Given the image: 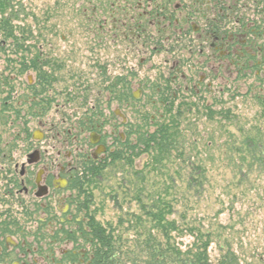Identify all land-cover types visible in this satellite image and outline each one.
Segmentation results:
<instances>
[{
  "label": "rangeland",
  "instance_id": "1",
  "mask_svg": "<svg viewBox=\"0 0 264 264\" xmlns=\"http://www.w3.org/2000/svg\"><path fill=\"white\" fill-rule=\"evenodd\" d=\"M136 3L137 0H13L5 16L10 20L13 37L6 41L0 32V67H11L17 50L13 42L20 43L17 55L27 61L40 58L37 66L47 75V86L57 99L41 117L43 129L37 123L39 119L27 118L24 126L0 130V147L9 140L15 161H25L24 152L32 143L46 155L56 157L62 136L59 134L72 128L85 112L82 83L88 88L89 110L98 100L107 101L93 66L97 56L94 41H105L112 31L114 50L105 47L100 54L105 61L115 58L120 94L128 88L130 95L139 98L133 100L130 96V101L123 99L119 104L128 120L127 127L119 131L125 133V143L136 146L140 136L153 134L163 123L178 127L171 138L178 151L169 160L167 157L166 161L156 163L152 150H136L134 154L138 155L126 162L124 156L131 153L123 149L128 155L108 162L91 183L94 222L112 229L114 236L120 238L116 248L122 246V252L116 260L119 264L148 261L146 242L150 232L161 246L158 254H163L164 240L156 237L154 224L148 221L143 208L156 207L160 196L170 206L195 203L187 176L190 163L196 162L207 170V179L195 213L200 217H217L225 226L234 224L236 243L240 240L243 246L241 253L247 258L251 254L262 255L260 264H264V164L253 165L249 157L246 163L241 161V154L247 149L242 143L247 138L260 137L264 151V76L258 79L253 75L233 83L214 79L210 92L199 96L179 93L176 99L161 97L156 90L164 86L160 78L166 74L163 65L170 54L164 51L146 55L137 38L128 35L127 27L138 23ZM29 48L32 49L28 51ZM22 79L27 81L26 73ZM140 86L145 87L143 94L139 93ZM117 107L112 102L111 113ZM209 111H214V116ZM223 111L228 112L218 115ZM178 112L182 117L173 122L170 116L178 117ZM36 131L44 134L42 141L33 140ZM187 144L193 146L185 147ZM240 163L244 176L249 174L247 178L238 173ZM249 164L253 167L247 168ZM131 216L137 218V225L130 223ZM188 242L185 239L184 244ZM242 264L259 262L248 260Z\"/></svg>",
  "mask_w": 264,
  "mask_h": 264
},
{
  "label": "flooded vegetation",
  "instance_id": "2",
  "mask_svg": "<svg viewBox=\"0 0 264 264\" xmlns=\"http://www.w3.org/2000/svg\"><path fill=\"white\" fill-rule=\"evenodd\" d=\"M135 9L138 23L127 27L128 35L137 38L146 55L170 54L160 78L164 86L156 90L161 97L199 96L210 92L214 79L233 83L264 76V0H137ZM107 34L105 41H94L93 60L107 101L98 100L89 110L82 83L85 112L59 134L56 157L32 143L25 161H15L9 140L0 147V264H96L86 235L94 220V169L124 154L125 133L119 131L128 120L119 104L130 96L139 100L128 88L120 94L115 58L105 61L100 54L105 47L114 50V32ZM19 44L13 42L15 50ZM17 50L11 67H0V130L24 126L27 118L39 119L43 129L41 117L57 96L47 86L48 77L39 78L36 57L21 59ZM144 90L139 87L140 94ZM112 102L118 109L111 113ZM43 138L41 131L33 136L35 142Z\"/></svg>",
  "mask_w": 264,
  "mask_h": 264
},
{
  "label": "trees",
  "instance_id": "3",
  "mask_svg": "<svg viewBox=\"0 0 264 264\" xmlns=\"http://www.w3.org/2000/svg\"><path fill=\"white\" fill-rule=\"evenodd\" d=\"M11 3H13V0H0V32L6 41L13 37L11 34L12 26H9L10 20H6L5 17L10 10ZM39 60L40 58L36 57L34 68L39 72V78L45 79L47 75L42 73L41 69L37 66ZM225 112H220L218 115L222 116ZM213 114L214 111H209V115L214 116ZM176 116L178 117L170 116L173 122L175 119L182 117L179 112ZM176 130L178 131V127H171V123L158 125L157 130L153 134L146 133L147 137L140 136V142L136 146H132L130 142L125 143L124 149L128 153L130 152L131 156H124L128 155L127 153L118 154L114 155L111 161L120 160L121 156H124V161L129 162L131 157L138 155L134 154L136 150L141 153H144L143 150H152L154 154L153 161L156 163L162 162L167 157V160H169L172 153L178 151L171 139L174 137ZM261 144L260 137L245 139L242 146H244V149H247L246 153L241 154V161L246 163V157H249L253 165L264 164V151ZM140 145L143 148H140ZM187 146L191 148L193 145L187 144L185 147ZM225 158L228 160L232 159L231 156H226ZM188 161L191 162L190 158ZM253 165L249 164L247 168H251ZM240 166V169L243 168L241 163ZM243 169L238 171L240 176H244ZM102 170L103 167L95 168L93 175L97 176ZM189 170L190 174L187 176V184L189 191L194 192L193 199L195 203L170 206L160 196L156 207H150V209L143 208L146 211L145 216H147L148 221L154 224L152 229L157 231L156 237L163 238L164 240V244H162L164 252L163 254L160 252L158 254L161 246L152 233H149V240L146 242L149 257L147 258L148 261H145L144 264H242L247 263L248 260L252 262L257 260L260 264L262 255L258 257L255 254H251L250 258H247L241 253L243 252V246L240 240H238V244L236 243L238 234L234 232V224H227L225 226L216 220L217 217H200L195 213L196 206H199V200L204 193L207 170L204 169L202 163L197 164L196 162L190 163ZM248 175L246 172L244 177L247 178ZM131 217L133 219L130 223L137 225V218ZM88 227L90 233L86 235L93 242L95 263L119 264L120 262L116 258L122 252V246L119 245L118 248L116 246L120 238L114 236L112 229H105L96 221L94 222V220H91ZM185 239L189 241L186 245L184 244ZM211 253L214 256H211ZM138 263V260H133V264Z\"/></svg>",
  "mask_w": 264,
  "mask_h": 264
},
{
  "label": "water",
  "instance_id": "4",
  "mask_svg": "<svg viewBox=\"0 0 264 264\" xmlns=\"http://www.w3.org/2000/svg\"><path fill=\"white\" fill-rule=\"evenodd\" d=\"M37 133H38V131H36V134H37ZM37 139L40 140L41 138H40L39 136L36 135V136H35V140H37Z\"/></svg>",
  "mask_w": 264,
  "mask_h": 264
}]
</instances>
